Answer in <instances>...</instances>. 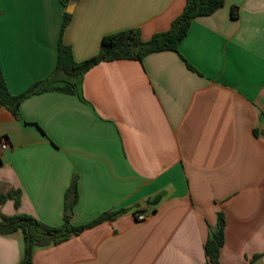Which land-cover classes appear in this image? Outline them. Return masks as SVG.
Here are the masks:
<instances>
[{"label": "crops", "instance_id": "crops-1", "mask_svg": "<svg viewBox=\"0 0 264 264\" xmlns=\"http://www.w3.org/2000/svg\"><path fill=\"white\" fill-rule=\"evenodd\" d=\"M224 1L191 22L177 51L102 61L74 94L23 99L18 118L0 108L9 144L0 151V192H21L20 207L8 201L0 219L28 214L61 226L76 181L71 223H96L35 248L34 264H210L205 243L219 213L221 264L257 255L264 263V0ZM186 3L77 0L61 36V0H0L7 87L20 95L47 79L60 36L80 63L106 35L137 29L149 40L168 31ZM107 213L117 214L99 222ZM24 248L21 232L0 235V264H20Z\"/></svg>", "mask_w": 264, "mask_h": 264}, {"label": "trees", "instance_id": "trees-1", "mask_svg": "<svg viewBox=\"0 0 264 264\" xmlns=\"http://www.w3.org/2000/svg\"><path fill=\"white\" fill-rule=\"evenodd\" d=\"M77 0H61L65 7ZM224 0H187L183 12L173 21L171 28L162 33L154 34L149 40H144L137 29L120 31L103 37L99 53L80 63L73 58L70 46L62 41L65 27L71 20V14L64 13L61 36L58 42V59L52 74L45 80L33 84L20 95H13L5 82L0 66V108H7L14 117L20 116V105L26 97L40 92L60 91L74 94L78 89V80L85 72L102 61L121 59H135L142 61L145 56L160 51H177L179 43L188 32L191 22L200 16L211 15L224 5ZM236 12L233 9V16ZM2 139V138H1ZM0 139V141H1ZM77 184L72 183L66 194L67 209H71L77 202ZM8 201H13L16 208L21 204V192L10 189L0 192V208ZM160 197L151 202L157 204ZM117 213H107L100 220L113 218ZM96 223L75 226L71 223L70 215L65 214L61 226H49L28 214L1 215L0 235L7 236L21 232L24 239V256L20 264H34L35 248L57 245L78 235L86 228ZM225 219L222 213L218 216L217 230L205 243V253L210 264H221L220 253L225 243ZM261 255H257L251 264H255Z\"/></svg>", "mask_w": 264, "mask_h": 264}, {"label": "built area", "instance_id": "built-area-1", "mask_svg": "<svg viewBox=\"0 0 264 264\" xmlns=\"http://www.w3.org/2000/svg\"><path fill=\"white\" fill-rule=\"evenodd\" d=\"M8 147H9L8 142L6 141L5 138H2L1 141H0V151H4V150H6ZM136 219H137L138 221H143V220L146 219V215H145V214H141V213H139V214L136 216Z\"/></svg>", "mask_w": 264, "mask_h": 264}, {"label": "water", "instance_id": "water-1", "mask_svg": "<svg viewBox=\"0 0 264 264\" xmlns=\"http://www.w3.org/2000/svg\"><path fill=\"white\" fill-rule=\"evenodd\" d=\"M73 9H74V5H69L68 7H67V12L68 13H72L73 12ZM72 213H71V209H68V211H67V215H71ZM256 264H264L263 263V261H262V259L261 258H259L258 259V261L256 262Z\"/></svg>", "mask_w": 264, "mask_h": 264}, {"label": "rangeland", "instance_id": "rangeland-1", "mask_svg": "<svg viewBox=\"0 0 264 264\" xmlns=\"http://www.w3.org/2000/svg\"><path fill=\"white\" fill-rule=\"evenodd\" d=\"M66 214H67V212H66Z\"/></svg>", "mask_w": 264, "mask_h": 264}]
</instances>
